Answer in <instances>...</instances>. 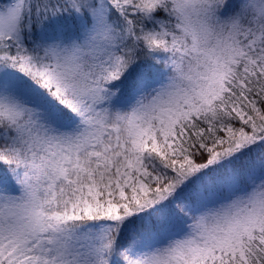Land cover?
I'll return each instance as SVG.
<instances>
[{
  "label": "snow or ice",
  "instance_id": "obj_1",
  "mask_svg": "<svg viewBox=\"0 0 264 264\" xmlns=\"http://www.w3.org/2000/svg\"><path fill=\"white\" fill-rule=\"evenodd\" d=\"M258 147L264 0L0 2V264H264Z\"/></svg>",
  "mask_w": 264,
  "mask_h": 264
},
{
  "label": "rangeland",
  "instance_id": "obj_2",
  "mask_svg": "<svg viewBox=\"0 0 264 264\" xmlns=\"http://www.w3.org/2000/svg\"><path fill=\"white\" fill-rule=\"evenodd\" d=\"M0 2H7V0H0ZM239 2L240 0H233V3H239ZM250 155L252 159H256L257 157L264 155V149L258 147L257 150L251 153ZM243 164H244V158H241L240 161L234 163V165H236L235 168L243 167Z\"/></svg>",
  "mask_w": 264,
  "mask_h": 264
},
{
  "label": "trees",
  "instance_id": "obj_3",
  "mask_svg": "<svg viewBox=\"0 0 264 264\" xmlns=\"http://www.w3.org/2000/svg\"><path fill=\"white\" fill-rule=\"evenodd\" d=\"M149 27H151V25H149ZM144 62H145V63H150L151 61H147V60H146V61H144ZM261 149H264V148H261ZM233 166H234V168H235L236 165H233Z\"/></svg>",
  "mask_w": 264,
  "mask_h": 264
}]
</instances>
